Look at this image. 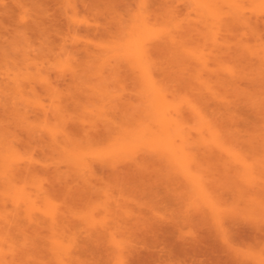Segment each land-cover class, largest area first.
I'll return each mask as SVG.
<instances>
[{
	"label": "rangeland",
	"instance_id": "obj_1",
	"mask_svg": "<svg viewBox=\"0 0 264 264\" xmlns=\"http://www.w3.org/2000/svg\"><path fill=\"white\" fill-rule=\"evenodd\" d=\"M82 1L0 0V257H2L0 264H59L62 257V262L65 263L68 260L69 264L71 262L73 264H139L138 261H140V264L144 261L147 264H191L189 262V254L191 252L189 244L187 245L188 249L182 250L173 248L171 241L168 242L169 244L166 242V245L158 243L155 247L151 242L150 233H145L144 235L141 233V235L134 238V234L129 233L125 228L130 221L126 220L129 217L123 210L127 208L130 210L132 207L139 205V207L148 211V215H155L157 218L162 217L169 223L172 222L173 224L174 222V224H177L175 225L176 236L181 235L191 239L200 233L198 225L190 221H180H182V218L188 217V214L199 212L203 208L206 211L209 207L207 205L208 202H205V199H207L205 192H203L205 190H202L196 180L186 173L178 163L179 161L182 163L183 157L181 161V155H178L179 159L176 162L170 156H168L170 157L169 159L167 157L169 154L166 153L168 151L162 152L164 146H166L165 139L163 140L164 144L158 143L160 144L159 148H157L158 145L150 142V140L146 142L142 138L140 131L142 124L147 121L151 124L153 120V123H155L160 117L158 114L160 111L162 113V111L169 108V105L172 112V106L175 105L174 109L175 107L179 108L182 114H186V116L184 115L186 117L184 126H187L188 129L190 126L192 127L188 130L187 141L190 143L182 141L181 134L178 135V130L176 132L172 131L174 142H176V145L180 143L179 146L185 147L188 159L193 158L194 162L200 161L199 163L212 165L210 169L216 177L221 174L222 168L220 166L223 163L220 165V162L223 160L226 162L232 161L230 160V155L232 154V158L234 155L240 154L239 156L241 157L247 155L245 158L243 157L247 162H256L261 165L264 162V65H256L258 64L257 55L262 57L264 50H257V52L260 51V54L257 53L255 55V53H252V55L254 54L253 58L250 56L248 59L247 50L243 51L246 55H242L243 52L242 48H239L240 45L235 46L237 38L231 37L232 48L236 47L232 50L241 54V58L235 57V59L230 57L231 55L226 53L227 51L220 52L219 50L218 52V50H211L209 41L208 43L205 41V43L202 41L201 43L197 42L199 36L197 35V38L194 34H190V32H194L192 28L196 24L198 29H200V25L204 27L202 29L200 26L204 37L207 35L206 39L209 37L211 39L213 31H215L214 28H211L215 27L212 17L208 14L207 9L202 8L199 0H118L116 9L108 8V10L107 8L105 10L104 7L109 6V4L106 5L102 0V2L94 0L95 3L98 1L96 4L101 2L105 6L103 7L101 3V5L98 4L100 7H95V5V8L92 9L93 11L85 8L86 6L81 3ZM238 3L243 6V13L246 12L245 15L248 14L251 17L250 22L252 20V23H256L253 21L258 20L257 30L260 28L261 31H258L262 34L261 39L264 41V0H240ZM235 6H237V3L225 6V9L232 12L237 9ZM101 9H103V12ZM97 10L101 12L99 13ZM203 13L207 18H205ZM145 15H149L147 19L143 18ZM202 17L206 19V23L211 22L209 24L210 27H206L205 22L203 23L205 20H200ZM35 22H39V24L37 25ZM33 24L35 28L32 26ZM89 26L97 27L98 31L87 30L86 28ZM39 27L42 28L40 29ZM32 28L34 29L32 30ZM48 28L49 31H47ZM136 31L140 33H136ZM141 33L145 38L143 35L141 38L139 37ZM249 34L251 35V32L248 30V34L245 36L246 41L250 43L248 45L252 43L256 45L260 40L255 38L257 41L255 42L253 40L254 36H249L248 38ZM172 35H176V46L170 42ZM182 35L184 36L182 37ZM133 38L134 40H132ZM142 38L146 42H143ZM159 42L161 44L164 42L162 44L163 47H161L162 45L159 46ZM141 43H148V45L153 46L152 48L159 43L155 49L151 48V53L154 52L152 53V58L155 63L152 61L150 63L149 61L147 66L148 60H143V62L137 59L135 61L133 59L130 60L133 55L134 57L136 56L135 54L141 45L145 46V44ZM262 47L264 46L262 45ZM162 48L163 50H160ZM88 50L92 51L88 53ZM126 50L130 52L131 56L128 55L129 57H126ZM156 50L158 52H155ZM249 52L247 53L249 54ZM217 55L219 56L217 57ZM199 56L202 58L207 57L205 60L208 62V69L201 68V66L203 68L205 66L200 64ZM144 65L152 68V71L155 72L154 74L152 73V76L154 79L156 77L158 84L160 82L163 92L166 94L165 99L167 97L169 101L167 99L166 101L171 105L165 103V100L163 104V100L160 101L161 99L157 96L158 92L152 86L150 87V79L147 78V73L145 74L146 76L143 75V68L147 69ZM159 65L160 67H158ZM257 67L260 68V71ZM161 68L162 70H159ZM239 75H242V77H239ZM201 78L207 81L211 87L207 89V86L205 87L202 84L204 80L202 81ZM222 79L228 80L230 83L223 85L219 82ZM216 85L218 86L215 87ZM205 88L208 91H205ZM199 92H202L203 99L199 97L202 96ZM210 94L212 95L210 96ZM149 98L153 99L152 103H150L151 100L148 102ZM173 102L174 104L172 105ZM190 103L200 108L201 112L199 114L202 117L199 114L191 113ZM219 105L220 107H229L234 111H231V113L225 109L218 111L216 107ZM58 106H61L63 110ZM65 106L67 108H64ZM115 106H117L116 109L118 110L122 109L123 111H121L124 114L126 113L125 115L127 116L122 114L121 111H118L117 114V110L112 108ZM125 106L126 108H124ZM111 108L116 111L111 112ZM149 108L151 113L153 112L152 114L150 112L148 114ZM108 111L114 114L112 116L117 114L118 116H115L116 119L112 118L111 114L108 115ZM56 112L59 116H57ZM54 113L55 115H53ZM128 113H131L130 116H128ZM155 113L158 115L157 117L154 116L155 118L153 119L150 115H155ZM196 115L199 116L197 117ZM46 116H48V119L44 118ZM56 116L57 119H55ZM71 116L74 118H71ZM107 116L111 118L109 119ZM59 117L63 121L66 120V123L64 121L61 124L62 120ZM188 117L190 121L187 120ZM201 119L204 120L202 121ZM114 120L121 126L112 124L115 122ZM198 120H201L202 124L207 121L209 124L217 125L215 126L217 127L216 131L221 133L222 140L225 138L223 140L224 147L213 141L214 136L206 129V123L202 125ZM72 121L84 123V125H87L86 127H89L88 122H95V125L98 123L95 129L102 126L97 130L99 131V137L96 134L93 136L94 140L89 136H86L87 139L84 140L85 136L83 134V138H80L82 137V132H79V134L77 130L73 129ZM104 122H106L107 129L105 124H102ZM156 122L159 121L157 120ZM136 123H139L140 126ZM199 124L200 126L202 125L200 130H198ZM108 125H110L109 128H114H110L113 132L109 130ZM115 125L118 126V129L115 128L117 127ZM122 126L123 130L126 131V133L124 132L125 134L128 135L129 132L131 136L133 133V136L127 137V139L129 138V146L127 147L131 146L130 149L135 152V156L137 154L141 156L145 150H147L145 152H154V150L160 149L161 151H159L164 153V163L163 161L161 163L163 168L161 165L157 178L153 182L155 187H157L155 192L147 195L137 193L135 196H138V199L136 198L133 202L130 199L131 196L128 190L120 189V187L116 186L113 178H110L111 180L107 178L106 176L108 175L106 173H101L104 178H99L101 174L97 172L95 178L98 180L93 178V182H97L95 187H93L95 193L92 192L93 196L91 197L92 205L94 206L95 204L97 206L95 209L91 210L93 207L86 208L83 206V209L79 207L77 214L72 216L68 225L66 224L65 228L67 229L63 232L60 231L61 234L60 232L59 234L58 232L54 233L47 224V226L41 225V228L34 227L33 220L38 214L36 213L37 210L40 209L37 211L39 216H44L47 219L51 214L50 211L54 210L48 200H46L47 203L44 201V193L40 191L48 190L51 187V182L59 183L60 180L65 181L66 178L76 183L81 182L85 178V173H81L84 169L81 171L82 168L78 166L80 165L78 160H75L77 165L72 162L75 157L81 154H83L82 156L86 154L85 157L91 160L94 158L99 159L100 155L104 160L105 158L108 159V156L106 157L107 154H105L107 151L109 155L111 154L110 157L115 156L117 152L114 155L111 152L117 151L116 148H119V144H121L119 143L122 140L121 134L124 135L121 132L123 131ZM131 129H133L132 133L128 131ZM64 130L72 135L70 140H73L71 142L66 137ZM119 130L120 132H118ZM134 132H136L135 135L138 133L136 138ZM175 133L177 135H174ZM189 134L191 138H189ZM52 138L55 139L54 142L59 144L51 143L53 141ZM206 138L209 140L212 138V140L208 141ZM60 139L62 143L59 142ZM89 139L91 140L90 143H88ZM200 139L202 140L200 141ZM121 142L123 143V141ZM50 143L51 146H49ZM72 143L75 145L73 146ZM76 143L82 146L80 147ZM53 144L55 145L53 146ZM229 144L233 147L231 148L234 149V152L231 151ZM189 146L191 147L189 148ZM75 147L82 148L79 149L81 152L78 153V149H75ZM144 147L146 149H142ZM188 150L189 152H187ZM236 151H239V154ZM189 154L192 155L190 156ZM236 156H234L233 162ZM13 157H15V160L19 158L21 161H14V159L12 160ZM95 159L93 161L97 162ZM233 162H230V164L233 165ZM24 164H26L25 166L33 164L37 168H33V173L28 170L27 175L25 173L20 174L23 171L25 172L23 169ZM14 166L15 168H13ZM12 169H17L15 174L11 173ZM19 170L22 171L20 172ZM194 170L197 172L195 168ZM194 170L193 173H195ZM10 173L13 175H10ZM18 173L20 174L19 176ZM11 176H15L16 180L13 177L12 181ZM105 178H107V181ZM238 179L241 178L237 177V181ZM237 183L241 184L239 181ZM243 183H246L245 179ZM21 193L24 194L22 195ZM29 193L33 198H29ZM16 200L20 202L16 204ZM123 200L125 201L123 202ZM137 200L138 204H136ZM116 204H119V207ZM126 205L129 207H126ZM116 207L118 208L117 212L119 211L117 214H115ZM128 209L127 211H129ZM208 213L210 214V212ZM31 214H35V218ZM134 215L143 216V213L139 214V211L137 213L135 210ZM211 219L209 220L210 226H216V221ZM177 220L179 222L175 223ZM103 223L105 224L103 225ZM105 225L107 228L104 227ZM121 226L123 227L119 228ZM108 228L109 230H107ZM36 232L39 234H35ZM65 232L66 234H64ZM147 234L150 235L148 236ZM56 244L60 246L57 248L58 245ZM64 245L66 246L64 247ZM162 245H165L163 252H161ZM235 246L238 249L237 252H240L239 254L241 255L243 253L244 256L250 255L252 252L255 256L260 249V246L255 245V247L248 240L244 242L237 241ZM167 247L172 249V253ZM69 251L73 252L72 255ZM67 252L69 255L66 254ZM261 252L263 253V251Z\"/></svg>",
	"mask_w": 264,
	"mask_h": 264
},
{
	"label": "bare ground",
	"instance_id": "obj_2",
	"mask_svg": "<svg viewBox=\"0 0 264 264\" xmlns=\"http://www.w3.org/2000/svg\"><path fill=\"white\" fill-rule=\"evenodd\" d=\"M69 1V0H68ZM101 1V0H100ZM103 1V3H105L106 5L107 4H109V6L107 5V7H104L105 5H103L101 2ZM101 2H99L98 4H102L103 5V7L105 8V10H106V8H107V10H108V8L110 9H116L115 7L116 6H118V5H116L117 3L116 2H118V0H102ZM240 0H199V2H200V4H201V6H202V8H205V9H207L208 10V14L212 17L211 19L213 20H211L212 22H213V24H214V26L215 27H211V28H214L215 29V31H213V34L211 35V39H209V38H207L206 39V37H207V35H205V37H204V35L202 34L203 32V30L202 29H204V27H202L201 25V27H202V29H201V27L199 26V28L201 29H198V26H197V24L195 25V26H193V30L192 31H194L193 33H191L190 32V34L191 35H195L196 37H197V35L199 36V38H198V41L197 42H199V43H201V41L203 42V43H208V41H209V44H210V49L211 50H218V52H219V50H220V52L222 51H227L226 53H230V57H233V58H241V54L240 53H238V51H233L232 49H234V48H236L237 46L236 45H240V47L239 48H242V52L243 51H246L247 50V52L248 51H250L249 52V54L246 52V54L248 55V59L250 58V56H252V58H253V55H252V53H255V55H257V53H259L260 51H258L257 52V50H264L263 48L264 47H262V45L264 46V41H263V39H261L262 38V34L261 33H259L261 30H260V28L258 29V30H260V31H258L257 30V28H258V24L257 23H259L258 22V20L257 21H253V22H256V23H252V20H251V22H250V19H251V17H249V15L247 14V15H245V13H243V6H241L240 5V3H238ZM242 1V0H241ZM244 1V0H243ZM73 2V1H72ZM71 2V3H72ZM98 2V1H97ZM96 2V3H97ZM81 3H83V5H85L86 7L85 8H88L89 10L91 9H93V8H95V7H97V6H99L98 4H96L95 3V1L93 0L92 2H91V0L90 1H88V0H83ZM233 3H237V6H235L238 10H239V12H238V10L236 9L235 11H227V9H225L226 7H227V5L229 6V5H231V4H233ZM74 4V3H73ZM77 4H78V2H77ZM100 4V5H101ZM72 5V4H71ZM96 5V6H95ZM112 5V6H111ZM245 5V4H244ZM76 6V5H75ZM95 6V7H94ZM226 6V7H225ZM100 7V6H99ZM99 7H98V9H99ZM74 8V7H73ZM103 8V9H104ZM245 9H246V7H244ZM103 9H101V11L103 12ZM100 10V9H99ZM99 10H97L99 13L101 12V11H99ZM104 10V11H105ZM93 11V10H92ZM97 12V13H98ZM106 12V11H105ZM234 12H236L235 14H233ZM112 13V12H111ZM95 14H96V12H95ZM103 14V13H102ZM231 14V15H230ZM203 15H204V13H203ZM104 16H105V13H104ZM149 16V15H148ZM148 16H144L143 18L144 19H147L148 18ZM205 16V18H207L206 17V15H204ZM142 18V19H143ZM201 19H203V17L202 18H200V20ZM203 20H205V21H203ZM202 21H203V23L206 25V27L207 26H209V24L211 23H206V19H203ZM207 20H209V19H207ZM264 22V21H263ZM262 22V23H263ZM36 23V22H35ZM34 23V24H35ZM200 23V22H199ZM199 23H198V25H199ZM252 23V24H251ZM32 24V23H31ZM34 24L32 25L33 27H34ZM37 25L39 24V22L38 23H36ZM35 24V25H36ZM212 24V25H213ZM264 24V23H263ZM28 25V24H27ZM37 25H36V27H37ZM41 25V24H40ZM204 25V26H205ZM103 26V25H102ZM110 26V25H109ZM197 26V27H196ZM27 27V26H26ZM28 27H29V25H28ZM194 27H196V28H194ZM210 27V26H209ZM264 27V26H263ZM35 28V27H34ZM34 28H32V30L34 29ZM40 29L42 28V27H39ZM31 29V28H30ZM36 29H38V28H36ZM44 29H46V28H44ZM87 30H92V31H98V29H97V27H88V28H86ZM249 30V32H251V35L249 34L248 35V38H249V36H254V39L253 40H255V42H257L256 41V39H259L260 41H258V43H256V45H255V43H252L251 45H248V44H250L248 41H246L247 39L245 38V36H247V34H248V30ZM44 31H46V30H44ZM47 31H49V28H48V30ZM86 31V30H85ZM100 31V30H99ZM89 32H91V31H89ZM211 32H212V30H211ZM210 32V33H211ZM97 33V32H96ZM136 33H140V32H137L136 31ZM252 33H253V35H252ZM263 33V32H262ZM98 34V33H97ZM108 34V33H107ZM187 34H189V33H187ZM143 34L141 33V35L139 34V37L141 38V36H142ZM185 35V34H184ZM184 35H182V37L184 36ZM175 36L176 35H172L171 36V39H170V42L171 43H173L174 45H175V43H176V38H175ZM180 36V35H179ZM194 36V37H195ZM143 37H144V35H143ZM231 37H236L237 39V42L235 43V41H234V43H235V46H234V48H232L233 47V42L231 43ZM264 37V36H263ZM145 38V37H144ZM169 38V37H168ZM191 38V40L193 39L192 38V36L190 37ZM201 38V39H200ZM203 38V39H202ZM252 38V37H251ZM256 38V39H255ZM138 39V38H137ZM177 39H178V37H177ZM235 39V38H234ZM132 40H134V38L132 39ZM139 40V39H138ZM144 39L142 38V41H143ZM165 40H167V39H165ZM169 40V39H168ZM179 41H181L180 40V38L178 39ZM207 40V41H206ZM139 41H141V40H139ZM162 41V40H161ZM163 41H164V39H163ZM195 41H196V38H195ZM205 41V42H204ZM211 41V42H210ZM132 43H133V41H131ZM143 42H146V40L145 41H143ZM247 42V43H246ZM260 42V43H259ZM157 43V42H156ZM160 43V42H159ZM158 43V44H159ZM164 42H162V44H163ZM187 43V42H186ZM141 44H143V43H141ZM145 44V46H140V48H139V50H138V52L135 54L136 56L134 57V55L131 57V59L130 60H134L135 61V59H137V60H139L140 62H143V60L144 61H146V60H148V62L146 63L147 64V66H148V63H149V61H150V63H151V61L152 62H154V59L152 58V53H154V52H152L151 53V48L153 47L152 45H148V43L146 44V43H144ZM143 44V45H144ZM158 44H155L156 46L158 45ZM161 43L159 44V46L160 45H162ZM254 44V45H253ZM166 45V44H165ZM164 45V46H165ZM232 45V46H231ZM155 46V47H156ZM176 46V45H175ZM174 46V47H175ZM261 48H260V47ZM129 47V46H128ZM155 47L154 48H152V49H155ZM161 47H163V45L161 46ZM159 48V47H158ZM239 48H237V49H239ZM127 49V48H126ZM157 49V48H156ZM166 49V48H165ZM164 49V50H165ZM169 49V48H168ZM236 49V50H237ZM85 50V49H84ZM160 50H163V48L162 49H160ZM210 50V51H211ZM90 51H92V50H90ZM89 50H88V53L90 52ZM154 51V50H153ZM128 51L126 50V52H125V54H127V56L126 57H129V56H131L129 53L130 52H128ZM155 52H158L157 50L155 51ZM160 52V51H159ZM213 52V51H212ZM251 53V54H250ZM262 53V52H261ZM264 53V52H263ZM87 54V53H86ZM216 54V53H215ZM244 52H243V54L242 55H246ZM260 54V53H259ZM87 55H89V54H87ZM129 55V56H128ZM204 55V54H203ZM240 55V56H239ZM263 56L262 57H259V55H257V58H258V64H257V62H256V66H258V65H264V54H262ZM91 56V55H90ZM215 56V55H214ZM219 55H217V57H218ZM200 58V61H201V63L200 64H203L205 67L203 68L202 66H201V68L202 69H206L207 68V66H208V62L205 60V59H207V57L206 58H204L205 57V55H204V57L202 58L201 56H199ZM245 57V56H244ZM235 58V59H236ZM246 58H247V56H246ZM254 58H256V57H254ZM153 59V60H152ZM237 59V60H238ZM245 60V59H244ZM255 60V59H254ZM133 61V62H134ZM138 61V62H139ZM250 61V60H249ZM256 61V60H255ZM248 62V61H247ZM155 63V62H154ZM154 63H152V64H154ZM151 64V65H152ZM160 64V63H159ZM121 65V64H120ZM150 65V64H149ZM155 65H158V64H155ZM145 66V65H144ZM147 66H145V67H147ZM153 66V65H152ZM151 67V66H150ZM155 67V66H154ZM158 67H160V65L158 66ZM157 67V68H158ZM261 67H263V66H261ZM117 68V67H116ZM163 68V67H162ZM162 68L161 69H159V70H162ZM257 68H259V67H257ZM264 68V67H263ZM145 68H143V71H144V73H143V75H145L146 73H147V78H149L150 80H149V82L151 83H149V85H150V87L152 86L153 87V89H155L157 92H158V94H157V96L161 99H159L160 101H162L163 100V104H164V100H165V103H167V101H166V99H167V97H166V99H165V96H166V94H164V92H163V88H162V86L160 85V82H159V84H158V81H157V79H156V77H155V79H154V77L152 76V73L154 74L155 72H153L152 71V68H149V67H147V69H145ZM151 69V70H150ZM208 69V68H207ZM211 70V69H210ZM142 71V72H143ZM151 71V72H150ZM259 71H260V68H259ZM215 72V71H214ZM212 73H213V71H212ZM241 73V72H240ZM260 73V72H259ZM165 74V73H164ZM237 74H239V73H237ZM236 74V75H237ZM241 74H243V73H241ZM257 74V73H256ZM59 76V75H58ZM146 76V75H145ZM165 76H166V74H165ZM217 76H219V74H217ZM234 76V75H233ZM208 77H210V76H208ZM239 77H242V75H239ZM199 78V77H198ZM210 78H212V77H210ZM237 78H238V76H237ZM214 79V78H213ZM219 79V78H218ZM217 79V80H218ZM262 79V78H261ZM199 81H200V79H198ZM201 80H202V78H201ZM204 80V79H203ZM202 80V81H203ZM48 81V80H47ZM205 81V80H204ZM203 81V85H205V87L207 86V89H208V87H211V86H209L208 85V83H207V81H205L204 82ZM214 81V80H213ZM220 83H222L223 85L224 84H229L230 82L228 81V80H224V79H222V80H220L219 81ZM219 83V84H220ZM234 83V82H233ZM217 84V83H216ZM200 85H201V83H200ZM218 85H216L215 87H217ZM220 87V86H219ZM162 88V89H161ZM165 88V87H164ZM216 90V89H215ZM205 91H208V90H206V88H205ZM218 92V91H217ZM200 93V92H199ZM202 93V92H201ZM200 93V94H201ZM214 93V92H213ZM207 94V93H206ZM219 94V93H218ZM220 94H221V92H220ZM199 95V94H198ZM202 95V94H201ZM205 95V94H204ZM208 95H209V92H208ZM212 94H210V96H211ZM214 96H215V94H213ZM154 96V95H153ZM207 96V95H206ZM155 97V96H154ZM153 97V98H154ZM199 97H201L202 99H203V95L202 96H199ZM216 97V96H215ZM218 97V96H217ZM224 97V96H223ZM156 98V97H155ZM219 98V97H218ZM217 98V99H218ZM204 99H206L205 97H204ZM149 100H151V98H149L148 99V102H150ZM158 100V101H159ZM168 100V99H167ZM222 100V99H221ZM224 100V99H223ZM152 101H153V99L151 100V102L150 103H152ZM169 101V100H168ZM173 101V100H172ZM157 102V101H156ZM175 103H177V102H175ZM1 104V103H0ZM148 104V103H147ZM159 104H161V103H159ZM162 104V105H163ZM167 104H170V103H167ZM174 104V102L172 103V105ZM191 104V103H190ZM69 105V104H68ZM123 105V104H122ZM151 105V104H150ZM158 105V104H157ZM171 105V104H170ZM175 106V105H174ZM174 106H172L173 107V111H175L174 113H173V111L171 112V107L168 105V109H165L164 111H162V113H161V111H160V109H159V111H160V113H158L159 114V118L157 119L159 122H156L155 121V123H153L154 122V116H156L157 117V115H156V113H155V115H150L153 119V121H152V123L154 124V126H153V124L151 123V124H149L148 123V121L146 122V123H144L145 124V126H144V124H142V128H141V135H142V138L144 139V140H146V142L147 141H149L150 140V142H153V143H155V145H158V147L157 148H159V146H160V144H164L163 143V140L165 141V144H166V146H164V150H162V152L164 151V152H166V151H168V152H166V153H168L169 155H167V157L168 156H170L172 159H174L175 160V162L176 161H178V159H179V156L181 155V157H180V160H181V158H182V163L179 161L178 163L180 164V166H182L183 167V169L185 170V172L186 173H188L189 175H191V177L194 179V180H196V182L198 183V185H200L199 187L202 189V190H205V191H203V192H205V197H207V199H205V202H208V204L207 205H209V207H208V209L206 210V211H204V208L201 210V211H199V212H196V213H192V214H188L189 216L187 217H184V218H182V221H180V222H184V221H190V222H192V223H196L198 226L197 227H199V231H200V233H198V234H196L195 236H193L191 239L189 238H186L185 236L184 237H182L181 235L179 236V235H175V233H177L176 232V230H175V225H177V224H174V222H173V224H172V222L171 223H169V222H167L166 220H164V218H157V217H155V215H153V216H151V215H148L147 213H148V211L144 208V209H142V207H139V205L138 206H136V204H138L139 202H138V200H137V202H136V204H135V206L137 207H132L129 211H127V209H125V210H123L124 211V213L126 212L127 213V215H128V217L129 218H127L126 220H128V221H130L126 226H125V228L129 231V233L131 232V233H133L134 234V238H136V236H139V235H141V233H143L142 235H144L145 233H150L151 234V242L154 244V246L156 245V244H165L166 245V242L168 243V242H170L171 241V245L173 246V248H176L177 250H182V249H185V248H187L188 249V244H189V250L191 249V252H190V261L189 262H191V264H264V162L261 164V165H258L256 162L255 163H249V162H247V160H245L244 158L247 156V155H245V157L244 156H239L240 154H239V151L237 152L236 151V153H238L239 155H234V156H236L235 157V160H234V162H233V159H234V156H233V158H232V155H230L231 156V159L230 160H232V161H229V162H226L225 160H223V161H225V162H223V161H221L220 162V165L223 163V165L222 166H220V168H222V170H221V174H220V172H219V174H220V176L219 177H216V176H214V174H212V172H211V166L210 165H207V164H203V163H199L200 161H198V159H197V161L198 162H194V159L193 158H191V159H188L187 157V153H186V151H185V147L183 148V146L181 145V146H179V144L178 145H176V142H174L175 140H173L174 139V136H173V132H176V130H178V132H179V134L178 135H180L181 134V137H182V141H185V143H186V141H187V139H188V133H189V129H191L190 127H189V129H188V127L187 126H184V123L186 122V120H185V116H186V114H182L181 113V111H180V109L178 108H176L175 107V109H174ZM245 106H247L246 104H245ZM59 108H61V106H58ZM63 107V106H62ZM116 107L117 106H115V107H112V108H114V109H116ZM123 107V106H122ZM64 108H67L66 106L64 107ZM112 108H111V110H112ZM124 108H126V106L124 107ZM123 108V109H124ZM129 108V107H128ZM160 108H161V106H160ZM165 108H166V105H165ZM182 108V107H181ZM263 108H264V106H263ZM62 110H63V108H61ZM120 109H121V107H120ZM142 109V108H141ZM152 109V108H151ZM200 108H198V106H195L194 104H191L190 105V111H191V113L193 112V113H196V114H199L200 112H201V110H199ZM216 109H218V111H222V109H225L226 111H230L229 113H231V111H234L233 109H231V108H229V107H220V105L218 106V107H216ZM41 110V109H40ZM47 110V109H46ZM58 110H60V109H58ZM117 110V111H116ZM116 110H112L111 112H113V111H116L117 112V114H118V111H121V110H118V109H116ZM130 110V109H129ZM131 110H132V108H131ZM133 110H136V109H133ZM163 110V109H162ZM169 112H168V111ZM183 110H184V108H183ZM182 110V111H183ZM206 110V109H205ZM261 110V109H260ZM123 111V110H122ZM121 111V112H122ZM144 111V110H143ZM158 111V112H159ZM236 111V110H235ZM45 112V111H44ZM48 112H50V111H48ZM109 113H108V115H110L111 114V117L113 118L114 117V119H116V117L118 116L117 114V116L115 117V116H112V114L113 113H111L110 111H108ZM115 112V113H116ZM120 112V113H121ZM149 112L151 113V111H150V108H149V111H148V114H149ZM189 112V111H188ZM53 113V112H52ZM60 113V112H59ZM120 113H119V116H120ZM133 113V112H132ZM145 113H146V111H145ZM153 113V112H152ZM151 113V114H152ZM173 113V114H172ZM190 113V112H189ZM205 113V112H204ZM224 113H226V112H224ZM236 113V112H235ZM46 114H48L47 112H46ZM56 114H58L57 112H56ZM62 114V113H61ZM106 114V113H105ZM122 114H124V112H122ZM126 114V113H125ZM124 114V115H125ZM129 114V113H128ZM131 114V113H130ZM130 114L128 115V116H130ZM134 114V113H133ZM139 114V113H138ZM141 115H142V113H140ZM147 114V115H148ZM53 115H55V113L53 114ZM114 115V114H113ZM146 115V114H145ZM185 115V116H184ZM200 115V117H202L201 116V114H199ZM198 115V116H199ZM203 115V114H202ZM262 115V114H261ZM263 115H264V113H263ZM44 116V115H43ZM52 116V115H51ZM57 116H59V114L57 115ZM57 116H56V118L55 119H57ZM65 116V115H64ZM125 116H127V115H125ZM144 116V115H143ZM142 116V117H143ZM149 116V117H150ZM191 116H194V115H191ZM197 116V115H196ZM195 116V117H196ZM197 116V117H198ZM203 116H206V115H203ZM234 117H235V115H233ZM73 116H71V118H72ZM108 117V116H107ZM106 117V119H110L111 117H108L107 118ZM123 117V116H122ZM134 117V116H133ZM151 117L149 118L150 120H151ZM190 117V116H189ZM189 117L187 118V120L189 119ZM196 117V118H197ZM232 117V116H231ZM263 117V116H262ZM44 118H47L48 119V116H46V117H44ZM60 118V117H59ZM74 118V117H73ZM123 118H126V117H123ZM132 118V117H131ZM130 118V119H131ZM138 118V117H137ZM146 118H147V116H146ZM61 119V118H60ZM93 119V118H92ZM105 119V120H106ZM129 119V120H130ZM148 119V120H149ZM62 120V122H60ZM59 122L62 124L64 121H65V123H66V120H64L63 121V119H61ZM73 120V119H72ZM137 120V119H136ZM135 120V121H136ZM202 120V119H201ZM198 120L199 121V123L200 124H202L201 122L204 120ZM263 120V119H262ZM91 121V120H90ZM93 121V120H92ZM112 122H113V120H111ZM115 122L114 123H112V124H117V122H116V120H114ZM134 121V122H135ZM138 121H139V119H138ZM137 121V122H138ZM188 121H190V120H188ZM70 122H71V120H70ZM97 122H98V119H97ZM110 122V121H109ZM126 122H128V121H126ZM131 122H132V119H131ZM141 122V121H140ZM95 122H93V123H89L88 122V126L89 127H86L87 125H84V123L82 124V123H79V122H73L72 121V127H73V129H75V131L77 130L78 131V133L79 132H82V137H80V138H83V134H84V140L85 139H87L86 138V136H89V137H91V138H93V136L94 135H96L97 134V136H98V133H99V131H97V130H99V128H101V127H98V129H95L96 127H97V125H98V123H97V125H95L94 124ZM106 122H104V123H102V124H105ZM130 123V122H129ZM128 123V124H129ZM143 123V122H142ZM206 123V124H205ZM211 123V122H210ZM82 124V125H81ZM108 124V123H107ZM126 124V123H125ZM124 124V125H125ZM128 124H127V126H128ZM135 124V123H134ZM136 124H139V123H136ZM157 124V125H156ZM188 124H190V123H188ZM200 124H199V128H198V130H200V128H202V125H204L205 124V126H206V129L208 130V131H210V133H212V135L215 137H213L212 135H210L211 137H213V141L214 142H216L219 146H221V147H224V144H223V140H225V138H223V140L221 139V133H219L218 131H216V128L217 127H215V126H217V125H214V124H209V123H207V121H204V123L200 126ZM66 125V124H65ZM110 125H111V123H110ZM110 125H108V128H109V126ZM118 125V124H117ZM117 125H115V126H117ZM191 125V124H190ZM197 126H198V124H196ZM62 126V125H61ZM105 126H106V129H107V125L105 124ZM104 126V127H105ZM113 126V125H112ZM118 126H121V125H118ZM118 126L117 127H115L116 129H118ZM135 126V125H134ZM139 126H140V124H139ZM156 126V127H155ZM125 127V126H124ZM130 127V126H129ZM187 127V128H186ZM63 128V127H62ZM110 128H113V127H110ZM109 128V130H111L112 132H113V130L112 129H110ZM120 128V127H119ZM122 128V130H123V126L121 127ZM134 128H136V127H134ZM133 128V129H134ZM205 128V127H204ZM66 129V128H65ZM114 129V128H113ZM115 129V130H116ZM125 129V128H124ZM133 129H131V130H128V131H131L130 133H132L133 131ZM137 129V128H136ZM101 130H105V129H101ZM121 130V129H120ZM120 130L118 131V132H120ZM126 130H127V128H126ZM198 130H196V131H198ZM127 131V132H128ZM135 131V130H134ZM173 131V132H172ZM194 131V130H193ZM64 132H65V130H64ZM122 133H126V131H121ZM77 133V132H76ZM77 133V134H78ZM124 133V135H122L121 134V136H120V134H119V136L122 138V140H121V138H120V140L121 141H123V143L120 141L119 143H121V144H119L120 146H119V148H116L117 149V151H113V152H111L113 155H114V153L116 154V152H117V154L115 155V156H111L110 157V155H109V153H108V151L105 153V154H107L106 155V157L108 158V159H106L105 158V155L103 154V156H104V158H105V160L103 159V157L101 156H99V159H95V160H97V162L96 161H93L94 159H87L88 157H85L86 156V154H85V156H82L83 154H81V155H79V156H77V157H75L73 160H72V162L74 163V164H76L75 163V160L77 161H79L78 163L80 164V165H78V166H80L82 169H81V173H85V178L83 179V180H81V182H73V181H69V178H66V180L65 181H59V183L58 182H51V187L48 189V190H46V189H44V190H42V191H40L41 193H44V197H43V194H42V197L44 198V201L46 202V200H48L49 202L48 203H51V206H52V208L54 209L52 212L50 211V216H49V218L47 219L46 217H41V216H39V212H37V211H39V210H35L36 211V213H38L37 214V216H36V218H35V214H31L32 215V217H34L32 220H33V223H34V227H40L41 228V225H43V226H49L50 228H51V230L54 232V233H56V232H58V234H59V232L60 231H64V230H66L67 228H65V226H66V224L68 225V223L70 222V220H71V218H72V216H74V215H76L77 214V210H78V208L79 207H82V209H83V206L84 207H90V208H92L91 210H93V209H95V207H97L95 204H94V206L92 205L93 203H92V201H91V197L93 196L92 195V192L93 193H95V191H93V187H95V183L97 184V182H93V178H95V175H97V172H99V174H101V173H106L108 176H106L107 178H113V180L115 181V185L116 186H118V187H120V189H124V190H128L129 191V195L131 196V201H135L136 200V198L138 197H136L135 195H137V193H140V195H143V194H145V195H147V194H151V193H153V192H155V190H156V188L157 187H155V184H153V182H154V180L157 178V175H158V172H159V168H160V166L162 165V168H163V164H161L162 163V161L164 160V158H163V155H164V153H161L159 150H154V152H145V151H147V150H145L144 151V153H142V155L141 156H138V154L135 156L134 155V153L135 152H133L132 151V149H130V147H127V146H129L128 145V143H129V138L131 137V136H133V133H132V135L130 136L129 135V132H128V135L127 134H125ZM135 133L136 132H134V135H135ZM80 134V133H79ZM116 134V133H115ZM65 135H66V137L69 139V141L71 142L72 140H70L71 138H72V135L70 134V132L69 133H67V131L65 132ZM71 135V136H70ZM136 135H138V133L136 134ZM136 135H135V138H136ZM174 135H177L176 133L174 134ZM223 135V134H222ZM227 135V134H226ZM30 136H31V134H30ZM32 136H33V134H32ZM96 136V137H97ZM126 136V137H125ZM140 136V135H139ZM171 136H173V137H171ZM34 137V136H33ZM75 137V136H74ZM73 137V138H74ZM95 137V138H96ZM99 137V136H98ZM127 137H129L128 139H127ZM169 137V138H168ZM176 137V136H175ZM48 138V137H47ZM134 138V137H133ZM179 138V137H178ZM189 138H191L190 137V134H189ZM200 138V137H199ZM50 139H51V137H50ZM76 139H77V137H76ZM167 139V140H166ZM177 139V138H176ZM192 139H194V138H192ZM198 139V138H197ZM207 139V138H206ZM228 139V138H227ZM52 140L53 141H51V143H58V142H54L55 141V139L54 138H52ZM92 140H94V138L92 139ZM178 140V139H177ZM202 139H200V141H201ZM208 141H210V140H212V138L209 140V139H207ZM206 140V141H207ZM47 141V140H46ZM78 141V140H77ZM90 139H89V142L88 143H90ZM190 141H192L191 139H190ZM198 141H199V139H198ZM204 141V140H203ZM228 142H229V140H227ZM48 142V141H47ZM50 142V141H49ZM59 142H61L62 143V141H61V139H60V141ZM69 142V143H70ZM75 142V141H74ZM93 142V141H92ZM136 142H138L137 140H136ZM141 142V141H140ZM162 142V143H161ZM168 142V143H167ZM181 142V141H180ZM187 142H189V141H187ZM205 142V141H204ZM51 143H50V145L49 146H51ZM86 143V142H85ZM131 143H132V140H131ZM158 143H160V144H158ZM190 143V142H189ZM207 143V142H206ZM59 144V143H58ZM73 144V143H72ZM71 144V145H72ZM77 145H79L78 143H76ZM134 144V143H133ZM136 144V143H135ZM199 144H201V143H199ZM198 144V145H199ZM48 145V144H47ZM46 145V146H47ZM55 144H53V146H54ZM70 145V144H69ZM75 144H73V146H74ZM76 145V146H77ZM87 145V144H86ZM137 145V144H136ZM140 145V144H139ZM153 145V144H152ZM187 145V144H186ZM185 145V146H186ZM230 145V144H229ZM80 146V145H79ZM82 146V145H81ZM80 146V147H81ZM212 146H214V145H212ZM57 147V146H56ZM143 147V146H142ZM146 147V146H145ZM142 148V149H146V148ZM155 147V148H156ZM187 147V146H186ZM191 146H189V148H190ZM232 146L230 145V148H231ZM71 148V147H70ZM88 148V147H87ZM149 148V147H148ZM161 148V147H160ZM212 148V147H211ZM229 148V149H230ZM233 148V147H232ZM231 148V149H232ZM73 149V148H72ZM75 149H82V148H76L75 147ZM138 149V148H137ZM141 148H140V150H142ZM52 150V149H51ZM54 150H55V147H54ZM77 150V152L79 153V152H81V150H79L78 151ZM234 149H232L231 151H233ZM236 150V149H235ZM74 151V150H73ZM76 151V150H75ZM83 151H85V150H83ZM193 150H192V148H191V152H192ZM138 152V151H137ZM187 152H189V150L187 151ZM228 152V151H227ZM234 152V151H233ZM165 153V154H166ZM229 153H231V152H229ZM193 154V153H192ZM191 154V155H192ZM242 154V153H241ZM71 155H74V154H71ZM179 155V156H178ZM190 155V154H189ZM190 155V156H191ZM194 155H196L195 153H194ZM193 155V156H194ZM243 155H244V153H243ZM70 157V156H69ZM74 157V156H73ZM170 157H168L169 159H170ZM244 157V158H243ZM15 157H13L12 158V160L14 159ZM70 158V159H71ZM98 158V157H97ZM103 160H102V159ZM110 158V159H109ZM190 158V157H189ZM17 160H20L19 158H16ZM195 159V160H196ZM200 159V158H199ZM246 159H248V158H246ZM11 160V161H12ZM17 160H15L14 159V161H16L17 162ZM98 160H99V162H98ZM102 160V161H101ZM190 160V161H189ZM201 160V159H200ZM21 161V160H20ZM31 162V161H30ZM206 162H208V161H206ZM205 162V163H206ZM230 162L232 163L233 162V165L232 164H230ZM12 163H13V161H12ZM27 163V162H26ZM163 163H164V161H163ZM227 163H229V164H227ZM235 163V164H234ZM182 164V165H181ZM257 164V165H256ZM260 164V163H259ZM15 165V164H14ZM26 164H24V170H25V172L23 171V172H21L22 170H19L21 173L20 174H23V173H25L26 175L28 174L27 172H28V170L30 171V172H32L33 173V168L35 169V168H37L35 165H33V164H28L27 166H25ZM30 165H32V166H35V167H32L31 166V168H30ZM77 165V164H76ZM82 165V166H81ZM231 165V166H230ZM17 166V165H16ZM18 167V166H17ZM16 167V168H17ZM20 167H22V166H20ZM80 167H79V169H80ZM13 168H15V166L13 167ZM19 168V167H18ZM17 168V169H18ZM194 168L197 170V172L194 170ZM16 169V170H17ZM22 169V168H21ZM39 169V168H38ZM173 169V168H172ZM16 170L15 169H12V172L11 173H13V174H15V172H16ZM33 170V171H32ZM193 170H194V172L195 173H193ZM11 171V170H10ZM18 171V172H19ZM38 171V170H37ZM219 171V170H218ZM182 172V171H181ZM10 173V175H13V174H11ZM36 173V172H35ZM34 173V174H35ZM80 173V174H81ZM19 173H18V176L20 175ZM197 174H199V175H197ZM239 174H241V175H239ZM25 175V176H26ZM30 175V174H29ZM33 176V175H32ZM32 176H30V177H32ZM101 177H99V178H104V176H102V174L100 175ZM236 176V177H235ZM14 178H15V176H13ZM13 177L11 176L10 178H11V180L13 179ZM27 177V176H26ZM92 177V178H91ZM234 177V178H233ZM237 177H239V178H241V179H243V180H241V179H238V181L239 182H241V184H242V186H241V184H238L237 182ZM98 178V177H97ZM107 178H105V180L107 179ZM96 179V178H95ZM100 179V180H101ZM244 179H245V182L246 183H243L244 182ZM15 180H16V178H15ZM14 180V181H15ZM96 180H98V179H96ZM111 180V179H110ZM13 181V180H12ZM104 181V180H103ZM107 181V180H106ZM109 181V180H108ZM226 181H228L227 183H226ZM100 183V182H99ZM101 183H103L102 181H101ZM107 183V182H106ZM244 184V185H243ZM111 185V184H110ZM207 185V186H206ZM106 186H107V184H106ZM113 187H115V186H113ZM117 187V188H118ZM198 187V188H199ZM38 188H39V186H38ZM23 191V190H22ZM128 191H126V192H128ZM24 192V191H23ZM202 192V191H201ZM27 193V192H26ZM20 194V193H19ZM22 194V193H21ZM24 194V193H23ZM22 194V195H23ZM29 195V198L30 197H32V196H30V193L28 194ZM96 195V194H95ZM17 196H19V195H17ZM15 197V196H14ZM95 197V196H94ZM127 197V196H126ZM125 197V198H126ZM33 198V197H32ZM35 198V197H34ZM124 198V199H125ZM128 199H129V197H128ZM138 199V198H137ZM28 200V199H27ZM26 200V201H27ZM95 200V199H94ZM125 200H123V202H124ZM20 202V201H19ZM17 200L15 201V203L16 204H18L19 203ZM29 202V201H28ZM31 202H33V201H31ZM35 202V201H34ZM36 202H38V201H36ZM121 202V201H120ZM126 202H127V200H126ZM47 203V202H46ZM129 203H130V201H129ZM129 203H127V204H129ZM28 204H30V203H28ZM39 204V203H38ZM63 204V205H62ZM131 204V203H130ZM129 204V205H130ZM37 205V204H36ZM92 205V206H91ZM117 206L119 205V204H116ZM121 205V204H120ZM206 205V206H207ZM39 206V205H38ZM37 206V207H38ZM41 206V205H40ZM49 206H50V204H49ZM62 206V207H61ZM63 206H64V208H63ZM133 206H134V204H133ZM17 207H18V205H17ZM27 207H29V205H27ZM33 207V206H32ZM48 207V206H47ZM119 207V206H118ZM126 207H129V206H127L126 205ZM139 207V208H138ZM16 208V207H15ZM20 208V207H19ZM23 208V207H22ZM48 208H50V207H48ZM48 208H47V210H48ZM99 208V207H98ZM97 208V209H98ZM207 208V207H206ZM209 208H210V210H209ZM28 209V208H27ZM33 209V208H32ZM35 209V208H34ZM117 207H116V213L115 214H117L118 212H117ZM44 210V209H43ZM47 210H45V212H47ZM115 210V209H114ZM136 210L137 211V213H138V211H139V214L140 213H143V216H140V215H134V211ZM209 210V211H208ZM22 211V210H21ZM27 211V210H26ZM30 211V210H29ZM34 211V210H33ZM113 211V210H112ZM133 211V212H132ZM210 212V214L208 213V212ZM15 212V211H14ZM23 212V211H22ZM34 213V212H33ZM92 213V212H91ZM90 213V214H91ZM113 213V212H112ZM21 214V213H20ZM29 214V213H28ZM212 214V215H211ZM13 215H14V213H13ZM92 215H93V213H92ZM18 217V216H17ZM21 217V216H20ZM27 217V216H26ZM16 218V217H15ZM15 218H14V220H15ZM212 218V219H211ZM160 219V220H159ZM167 219V218H166ZM184 219V220H183ZM214 220V221H216L215 222V224H216V226L214 225V226H210V222H209V220ZM17 220V219H16ZM18 220H19V218H18ZM31 220V221H32ZM170 220V219H169ZM179 221L177 220L175 223H178ZM106 223V222H105ZM105 223H103V225L105 224ZM47 224V225H46ZM118 225V224H117ZM60 226V227H59ZM116 226V225H115ZM178 226H180V225H178ZM68 227V226H67ZM104 227H106L107 228V226L105 225ZM109 227V226H108ZM123 226H121V227H119V228H122ZM43 228V227H42ZM98 228V227H97ZM103 228V227H102ZM179 228V227H178ZM177 228V229H178ZM35 229V228H34ZM93 229V228H92ZM96 229V228H95ZM94 229V230H95ZM87 230V229H86ZM104 230V229H103ZM107 230H109V228L107 229ZM125 230V229H124ZM179 230V229H178ZM90 231H91V229H90ZM96 231V230H95ZM94 231V232H95ZM127 231V232H128ZM197 231H198V229H197ZM198 231V232H199ZM38 232V231H37ZM35 233V234H39L40 233V231H39V233ZM92 232V231H91ZM93 232V233H94ZM102 232V231H101ZM100 232V233H101ZM105 232H107L106 230H105ZM126 232V233H127ZM92 233V234H93ZM98 233H99V231H98ZM60 234H61V232H60ZM64 234H66V232L64 233ZM96 234V233H95ZM103 234V233H102ZM149 234V235H150ZM57 235V234H56ZM148 235V234H147ZM148 235V236H149ZM132 236V235H131ZM139 238V237H138ZM142 238V237H141ZM135 240V239H134ZM153 240V241H152ZM245 240H248L249 242H251V244H253L254 246L255 245H257L260 249V251L258 250V254H256L255 256H254V254H253V252H252V254L250 253V255L249 254H247V256H244L243 255V253H242V255L241 254H239L237 251H238V249L236 248V246H235V244H236V242L237 241H242V242H244ZM136 241V240H135ZM151 243V244H152ZM61 244V243H60ZM152 244V245H153ZM169 244V243H168ZM167 244V246H169L170 247V245H168ZM56 245H58V244H56ZM165 245H162L163 246V248L161 247V252H163L162 250L165 248ZM60 245H58L57 246V248L59 247ZM66 245H64V247H65ZM160 246V245H159ZM156 247V246H155ZM169 247H167V248H169ZM256 247V246H255ZM67 248V247H66ZM159 248V247H158ZM236 248V249H235ZM250 248V247H249ZM58 250H60V249H58ZM171 250V253H172V249L171 248H169V251ZM247 250V249H246ZM249 250V249H248ZM57 251V250H56ZM64 251V250H63ZM71 251V250H70ZM69 251V253L72 255V253ZM245 251V250H244ZM251 251V250H250ZM252 251H253V249H252ZM261 251H263V253L261 252ZM182 252V251H181ZM255 252H256V250H255ZM262 253L260 256H259V254L260 253ZM56 253H58V252H56ZM59 253H60V251H59ZM58 253V254H59ZM65 253V252H64ZM150 253V252H149ZM167 253V252H166ZM170 253V252H169ZM184 253V252H183ZM248 253V252H247ZM66 254H68V252L66 253ZM164 254V253H163ZM69 255V254H68ZM61 256V255H60ZM165 256V255H164ZM188 256V255H187ZM56 257V256H55ZM70 257H72V256H70ZM138 257V256H137ZM136 257V258H137ZM140 257H142V256H140ZM155 257V256H154ZM139 258V257H138ZM142 258H144V257H142ZM0 259H2V257H0ZM59 259H61V258H59ZM59 259H58V261H59ZM62 259H63V257H62ZM62 259H61V261H60V263L62 262ZM71 260H72V258H71ZM70 260V261H71ZM147 260V259H146ZM149 260V259H148ZM189 260V259H188ZM2 261H4V260H2ZM134 262V261H133ZM139 262V264H140V261H138ZM141 262H142V260H141ZM148 262V261H147ZM1 263V262H0ZM59 263V264H60ZM186 263V262H185ZM4 264V263H3ZM62 264H69L68 263V260L64 263V262H62ZM71 264H73V262H71ZM133 264V263H132ZM135 264V263H134ZM137 264V263H136ZM142 264H147V263H145V261L144 262H142ZM151 264V263H150ZM181 264V263H180ZM187 264H189V263H187Z\"/></svg>",
	"mask_w": 264,
	"mask_h": 264
}]
</instances>
